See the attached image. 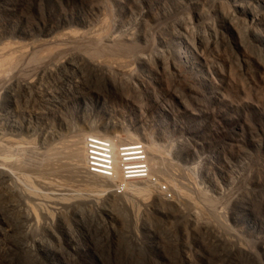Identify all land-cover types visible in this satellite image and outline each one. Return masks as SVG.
<instances>
[{
  "label": "rangeland",
  "instance_id": "obj_1",
  "mask_svg": "<svg viewBox=\"0 0 264 264\" xmlns=\"http://www.w3.org/2000/svg\"><path fill=\"white\" fill-rule=\"evenodd\" d=\"M0 65V264H264V0H0Z\"/></svg>",
  "mask_w": 264,
  "mask_h": 264
},
{
  "label": "built area",
  "instance_id": "obj_2",
  "mask_svg": "<svg viewBox=\"0 0 264 264\" xmlns=\"http://www.w3.org/2000/svg\"><path fill=\"white\" fill-rule=\"evenodd\" d=\"M113 147L108 140L90 137L85 143V166L91 175L113 177ZM122 173L126 180L148 179V158L143 144L136 143L121 150Z\"/></svg>",
  "mask_w": 264,
  "mask_h": 264
},
{
  "label": "bare ground",
  "instance_id": "obj_3",
  "mask_svg": "<svg viewBox=\"0 0 264 264\" xmlns=\"http://www.w3.org/2000/svg\"><path fill=\"white\" fill-rule=\"evenodd\" d=\"M7 50H8V49H7ZM20 50H22V49H20ZM24 51H25V50H24ZM11 52H12V50H11ZM11 52H10V53H11ZM8 54H9V53H8ZM19 54H20V53H19ZM19 54H18V55H19ZM13 56H14V54H13ZM13 56H12V57H13ZM5 62H7V61L5 60ZM10 63H12V62H10ZM0 66H1V65H0ZM1 71H2V70H1ZM5 75H6V74H5ZM1 76H2V75H1ZM2 141H3V140H2ZM114 148H115V146H114ZM145 149H146V148H145ZM115 150H116V149H115ZM112 152H113V163H114V172H113V175H114V176H113V177H111V178H106V177H103V176H100V175H91V174H90L89 172H87V171H86V173H87L88 175H90V176L98 177V178H100V179H103V181H104L105 179H106V180H110V181H112V184L115 185V188H116V189H121V190H122V187H121V186H122V185H126L127 180H126L125 177L123 176L122 168L120 167L119 162H117V154L114 152V149H113ZM8 160H9V159H8ZM6 161H7V160H6ZM77 162H78V161H77ZM152 163H153V161H152ZM80 164H81V163H80ZM0 168H1V167H0ZM149 169H150V172H151V167H150V165H149V161H148V172H149ZM150 172H149V177L151 176ZM118 176H119V177H118ZM116 177H118L119 180L116 179ZM148 179H149V178H148ZM92 181H93V180H92ZM117 181H119V182L116 183V184L113 183V182H117ZM46 182H47V181H46ZM50 182H51V181H50ZM106 182H107V181H106ZM100 183H102V182H100ZM27 184H28V183H27ZM47 184H48V183H47ZM94 184H95V183H94ZM106 184H107V183H106ZM100 185H101V186H102V185L104 186L105 184H100ZM52 186H53V185H52ZM58 186H59V185H58ZM61 186H62V185H61ZM55 187H56V186H55ZM62 187H64V186H62ZM98 187H100V186H98ZM106 187H107V186H106ZM57 188H58V187H57ZM64 188H66V187H64ZM102 188H104V187H102ZM137 188H138V187H137ZM140 188H141V186H140ZM140 188H139V189H140ZM59 189H60V188H59ZM126 189H127V188H126ZM143 189H144V187H143ZM147 189H148V188H147ZM29 190H30V189H29ZM55 190H56V189H55ZM61 190H63V189H61ZM92 190H93V189H92ZM158 190H159V189H158ZM30 191H31V190H30ZM38 191H39V190H38ZM50 191H51V190H50ZM103 191H107V189H106V190H103ZM139 191H140V190H139ZM146 191H147V190H146ZM148 191H149V190H148ZM148 191H147V192H148ZM32 192L34 193V191H32ZM32 192H31V193H32ZM36 192H37V191H36ZM60 192H61V191H60ZM60 192H59V193H60ZM57 193H58V192H57ZM76 193H77V192H76ZM142 193H143V192H142ZM142 193H141V194H142ZM37 194H38V193H37ZM42 194H43V193H42ZM139 194H140V193H139ZM143 194H144V193H143ZM145 194H148V193H145ZM28 195H29V194H28ZM31 195H32V194H31ZM33 195H34V194H33ZM46 195H47V194L43 195V197H45ZM59 195H60V194H59ZM93 195L95 196V194H93ZM93 195H92V196H93ZM34 196H36V195H34ZM38 196L41 197V195H38ZM38 196H37V197H38ZM89 196H90V195H89ZM94 196H93V197H94ZM90 197H91V196H90ZM93 197H92V198H93ZM97 197H98V196H97ZM125 197H126V196H125ZM41 198H42V197H41ZM41 198L38 197V199H41ZM53 198H55V197H53ZM49 199H50V198H49ZM49 199H46V198L44 199V198H43L42 200H46V204H47V201H50V200L53 201L52 198H51L50 200H49ZM56 199H57V198H56ZM71 199H72V198H71ZM89 199H91V198H89ZM35 200H36V199H35ZM69 200H70V199H69ZM69 200H68V201H69ZM94 200H95V199H94ZM95 201H96V200H95ZM36 202H37V201H36ZM41 202H42V201H41ZM42 203H43V202H42ZM44 203H45V202H44ZM53 203L55 204L54 201H53ZM38 204H39V201H38ZM46 204H41V205H44V206H45ZM39 205H40V204H39ZM48 205H50V202H49ZM52 205H53V204H52ZM58 205H59V204H58ZM53 206L56 208L55 205H53ZM50 207H51V205H50ZM54 207H51V208H54ZM31 208H33V207H31ZM45 208H46V209L48 208L47 205H46ZM51 208H49V209H47V210L50 211ZM46 209H45V210H46ZM56 209H57V208H56ZM30 210H31V209H30ZM47 210H46V211H47ZM25 211H26V210H25ZM48 211H47V214H48V213L50 214V212H48ZM30 212H31V211H30ZM56 212H57V211H56ZM31 213H32V212H31ZM45 213H46V212H45ZM34 215H35V213H34ZM34 215L32 216V218L35 217ZM45 215H46V214H45ZM46 216H47V215H46ZM28 217H29V215H28ZM30 219H31V216H30ZM36 220H37V219H36ZM31 221H33V219H32Z\"/></svg>",
  "mask_w": 264,
  "mask_h": 264
}]
</instances>
